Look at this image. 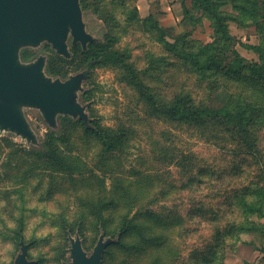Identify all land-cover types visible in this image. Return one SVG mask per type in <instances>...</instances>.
I'll return each mask as SVG.
<instances>
[{"label": "rangeland", "instance_id": "rangeland-1", "mask_svg": "<svg viewBox=\"0 0 264 264\" xmlns=\"http://www.w3.org/2000/svg\"><path fill=\"white\" fill-rule=\"evenodd\" d=\"M213 1L231 39L195 0H80L87 31L102 41L92 50L122 55L86 66L68 39L71 68L88 69L78 92L86 123L99 124L115 147L77 121L60 143L62 169L37 163L21 147L41 149L47 131L62 134L63 115L52 129L39 109L23 108L39 145L0 130L14 142L0 149V264H14L21 236L32 264H63L70 260L69 236L78 232L91 253L103 227L114 242L102 264H264V216L246 217L243 207L258 206L264 190V86L250 77L264 65V0ZM150 14L166 41L179 40L188 51L215 44L213 68L201 75L186 64L145 27ZM54 53L44 41L22 47L20 57L48 61ZM178 102L199 114L205 107L238 113L247 103L255 109L246 133L245 125L225 121L190 123L175 116ZM125 216L135 225L121 236ZM247 218L260 229L233 230V223L251 226Z\"/></svg>", "mask_w": 264, "mask_h": 264}, {"label": "water", "instance_id": "water-1", "mask_svg": "<svg viewBox=\"0 0 264 264\" xmlns=\"http://www.w3.org/2000/svg\"><path fill=\"white\" fill-rule=\"evenodd\" d=\"M84 50L97 41L86 29L80 0H0V130L10 131L39 145L36 132L27 120L24 107L41 111L46 123L57 129L58 115L87 122V106L78 100L88 69L67 78L46 73L47 56L22 61L25 46L48 42L58 55L71 58L68 39ZM102 232L91 253L83 247L79 233L70 238V260L63 264H102L106 248L114 242ZM30 243L21 239V251L15 264H32L28 258Z\"/></svg>", "mask_w": 264, "mask_h": 264}, {"label": "trees", "instance_id": "trees-1", "mask_svg": "<svg viewBox=\"0 0 264 264\" xmlns=\"http://www.w3.org/2000/svg\"><path fill=\"white\" fill-rule=\"evenodd\" d=\"M195 2L197 6H199L201 9H203L206 12L213 13L216 16V23H215L216 28L221 32L224 38L231 39L232 36L230 35L228 31L227 20L224 19L225 15H223L222 13H218L219 9L216 3L213 0H195ZM144 23H145V27L148 30L155 32L160 40L166 39L165 37L166 33L164 29L161 27L158 20L155 18L153 14L148 15L144 19ZM101 43L102 41H95V42L89 43L88 48L86 50H84L80 44L74 46L73 49L74 51L79 50L85 54L81 62L82 64H86V66H90V67L98 64L100 58L102 60L108 59L110 61H118L119 59H122V55L118 52H111L109 50H100V49L96 51L92 50L91 47L95 45L100 46ZM166 44L170 48V50L178 54V56H180L186 62V64L194 66L196 71H198L201 75H204L207 71H210L213 68L211 64L216 56L214 55L215 44H207L197 51L186 50L180 44L179 40L173 41V42L166 41ZM48 47L50 46L48 45ZM32 55L33 53L30 50H27L24 52V57L26 59H30ZM236 58L238 61L242 59L240 58L239 55L236 56ZM73 64L74 62L70 61L69 58H65L64 56L54 53L51 56H49L46 69L50 75L65 79L70 75V73H72L73 70L75 73L79 72L80 68L78 67L76 69L71 68V65ZM216 69L221 70L222 73H225L227 75L231 73L230 68L226 69V68H223L222 66H219ZM250 77L251 78L257 77L255 80L256 84L257 85L261 84L264 86V65L259 66L258 73L255 74V71H254L253 73H251ZM84 95L86 96V98H89L88 92H86ZM183 106L184 105L183 104L181 105V102L180 103L178 102L175 106L172 107V110H174L175 116L183 115L190 123L204 124V123L210 122L211 120H217L218 123L225 121L228 124L233 123V127H236L237 124H240L242 128L245 125V132H246V127L248 126V123L245 122L246 119L247 118L249 119V123L253 119V112H251L250 109L252 110L255 109V106L253 104L247 103V108L238 113L232 112V107L230 108L225 107V108H222L221 110H213L208 107H205L204 109L201 110L202 111L201 114H199V110L197 109L193 110V108L184 110ZM77 121L83 122L87 129H90L92 132H94L98 136V138L102 140L106 148L112 149L115 147V143L111 139L110 134L105 129H103L99 124L92 127L80 118L78 120H75L70 116H63L62 117V124H63L62 128L65 131L62 132V134L58 135L53 130L47 131L45 134L44 143L41 149H26V148L21 147V152L26 154L31 159L37 161V163H43V164H47L51 166L53 165L58 168L64 169L65 167H67V163H66L65 157L62 155L60 151V143L67 142L68 140L67 127L75 125ZM249 132L250 133L252 132V130H250V127H249ZM13 145H14V142H12L10 138H7L5 136H2V137L0 136V149L2 146L12 147ZM262 197L263 198H261V202H259L258 206H253V204H249L247 201L244 202L243 207L245 209L246 217H249L251 213H257L260 217L264 216V190H263ZM247 220H248L247 221L248 223H251V226H243L242 223L235 225V223H233L234 225L233 230L235 229L236 230L260 229L254 221L249 220V218H247ZM134 225L135 224H134L133 219L129 218L128 216H125L120 225V235L122 236L125 233L129 232L134 227ZM102 232H105L106 236H108L107 235L108 232L106 231L104 227L100 229V234Z\"/></svg>", "mask_w": 264, "mask_h": 264}, {"label": "flooded vegetation", "instance_id": "flooded-vegetation-1", "mask_svg": "<svg viewBox=\"0 0 264 264\" xmlns=\"http://www.w3.org/2000/svg\"><path fill=\"white\" fill-rule=\"evenodd\" d=\"M22 238L24 239V237L21 236V238H20V248H21V239H22ZM24 240H25V239H24ZM25 242H26V241H25ZM27 243H29V242H27ZM29 246H30V245H29ZM28 251H29V247H28ZM28 258H29V257H28ZM15 259H16V258H15ZM30 260H31V259H30ZM14 264H15V262H14Z\"/></svg>", "mask_w": 264, "mask_h": 264}]
</instances>
